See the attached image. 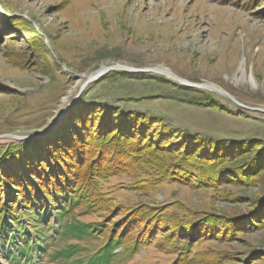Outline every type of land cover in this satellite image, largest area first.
Returning <instances> with one entry per match:
<instances>
[{"label": "rangeland", "instance_id": "rangeland-1", "mask_svg": "<svg viewBox=\"0 0 264 264\" xmlns=\"http://www.w3.org/2000/svg\"><path fill=\"white\" fill-rule=\"evenodd\" d=\"M102 67L113 70L82 90ZM82 94L85 104H79ZM87 103L96 114L98 106L139 113L188 137L259 146L250 177L183 179L138 193L134 177L123 175L102 189L125 207L168 206L178 218L180 210L209 214L195 236L198 264H264V0H0V153L28 141L43 148L66 135L71 141L75 128L86 127ZM145 130L152 137L147 146L155 141L170 151L176 139L165 137L160 124ZM126 133L115 142L144 147ZM30 153L35 160L36 149ZM165 234L130 259L118 254L112 264H171L175 257L158 247ZM52 242L48 253L63 246L58 238ZM103 242L80 246L91 252ZM44 256L36 264H60ZM0 264L7 263L0 258Z\"/></svg>", "mask_w": 264, "mask_h": 264}, {"label": "trees", "instance_id": "trees-1", "mask_svg": "<svg viewBox=\"0 0 264 264\" xmlns=\"http://www.w3.org/2000/svg\"><path fill=\"white\" fill-rule=\"evenodd\" d=\"M84 97L82 94L79 104H85ZM85 106L90 109L93 104ZM98 107L99 112L91 108L84 121L86 127L81 130L86 134L75 128L71 141L66 135L44 148L40 142L26 141L25 146H10L0 153V258L7 264H36L44 255L60 264H112L118 254L130 259L166 232L158 247L175 257L171 264H198L200 253L192 254L199 244L195 236L209 214L180 210L183 217L178 218L168 212V206L125 207L110 198L102 184L113 177L132 176L133 190L142 193L153 192L162 182L185 179L189 183L194 179L206 184L208 177L246 178L260 159V147L234 138L188 137L187 131L175 130L149 116ZM95 117L99 119L94 127ZM132 123V130L124 127ZM154 123L160 124L165 137L176 139L171 152L159 149L154 140L147 146L146 140L152 137L145 126ZM138 124L143 127L141 132L136 130ZM127 131L144 147L138 150L128 144L131 148L127 149L115 142L117 138L124 140ZM145 143L155 153L151 154ZM35 149L37 158L31 161L30 151ZM189 174L193 175L190 179L186 177ZM89 215L100 220H78V216ZM52 237L63 246L48 253L56 245ZM100 239L103 245L95 251L80 246Z\"/></svg>", "mask_w": 264, "mask_h": 264}, {"label": "bare ground", "instance_id": "bare-ground-1", "mask_svg": "<svg viewBox=\"0 0 264 264\" xmlns=\"http://www.w3.org/2000/svg\"><path fill=\"white\" fill-rule=\"evenodd\" d=\"M231 67V66H230ZM107 69H109L108 67H102L100 70L96 71L95 73L91 74L90 76H88L86 78V81H85V84L87 83L90 84L91 82H93L94 79H96L97 77L101 76L104 72L107 71ZM114 70H118V68H114ZM120 70V68H119ZM132 70V69H131ZM156 72L160 75H166V76H169V77H173L171 73H169L168 71H165V70H161V69H156ZM107 73V72H106ZM176 78V77H175ZM178 80V78H177ZM84 86V85H83ZM210 90H212L213 92H218L220 93L218 90H216L215 88H209ZM209 90V91H210ZM221 94V93H220ZM13 139H16V138H13Z\"/></svg>", "mask_w": 264, "mask_h": 264}, {"label": "water", "instance_id": "water-1", "mask_svg": "<svg viewBox=\"0 0 264 264\" xmlns=\"http://www.w3.org/2000/svg\"><path fill=\"white\" fill-rule=\"evenodd\" d=\"M111 70H113V67L107 69L106 72H109V71H111ZM106 72H104L99 78L103 77V76L106 74ZM97 79H98V78H97ZM97 79H96V80H97ZM96 80H93V81H96ZM178 81H179L180 83H182V81H180V80H178ZM183 83H185V82H183ZM86 85H87V83L82 87V90L86 87ZM82 90H81V91H82ZM81 91H80V92H81ZM51 127H53V125L48 126L44 131L50 129ZM9 137H11V138H16V139L19 138V137H15V136H9ZM16 139H15V140H16Z\"/></svg>", "mask_w": 264, "mask_h": 264}]
</instances>
